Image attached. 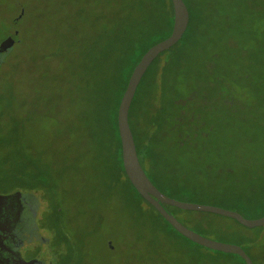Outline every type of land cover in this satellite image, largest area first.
<instances>
[{"label": "trees", "instance_id": "1", "mask_svg": "<svg viewBox=\"0 0 264 264\" xmlns=\"http://www.w3.org/2000/svg\"><path fill=\"white\" fill-rule=\"evenodd\" d=\"M91 1L74 12L68 32L58 35L50 47L54 67L50 70V66H45L37 74L40 80L49 79L47 92L32 90L28 116L57 117L59 112L60 126L49 122L51 129L44 131L41 138L32 139L25 153L13 146V140L2 139L10 150L8 159L18 152L26 172L19 177L0 175L1 181L11 185L0 192H28L37 205H43L39 226L49 234L50 245L60 256L63 253L58 249L66 236L61 223L62 199L69 192L87 199L91 205L98 202V197L115 196L137 216L146 213L142 207L144 199L123 168L116 115L132 69L150 46L170 34L173 21L171 0ZM183 1L188 10L184 33L150 63L129 107L128 122L139 163L152 184L170 198L219 206L246 218L257 211L261 217L264 145L240 144L234 156L228 155L225 148H217V153L225 156L224 167L205 158L214 132L226 123L236 124L242 135L254 134L253 122L247 126L250 120L236 117L240 108L235 110L231 104L241 100L234 89L238 79L245 83L251 75L237 76L239 66L236 72L222 68L218 56L204 54L210 43L200 45L203 25L211 17L208 13L227 10L228 0L224 4L223 0ZM246 1H253L252 7L264 4L262 0ZM238 17L236 20L241 21L242 17ZM243 25V31L249 30L246 17ZM16 35L17 30L13 40L18 39ZM186 36L191 38V48L179 44ZM181 86L185 90H180ZM89 172L97 184H92ZM161 206L202 236L214 229L236 233L232 221L241 225L214 213L183 210L166 203ZM151 207L162 220L157 234L186 245L188 258L181 264H245L236 254L211 249L203 253L198 249L200 245L178 233ZM263 227H245L246 231L232 242L241 246L253 264L264 261ZM66 247L69 255L72 249L68 243Z\"/></svg>", "mask_w": 264, "mask_h": 264}, {"label": "rangeland", "instance_id": "2", "mask_svg": "<svg viewBox=\"0 0 264 264\" xmlns=\"http://www.w3.org/2000/svg\"><path fill=\"white\" fill-rule=\"evenodd\" d=\"M226 1L223 0V4ZM252 2L228 0L227 10L221 13L209 12L211 17L203 25L205 30L200 39L201 46L210 43L204 54L218 56L222 60V68L236 72L239 66L237 76H242L243 73L251 75L250 80L245 83L238 79L234 89L238 90L237 96L241 100H235L231 104L235 110L240 108L241 113L238 112L236 117L241 119L244 116L249 119L247 126L250 127L253 122L251 131L254 134L242 135L241 130L233 123H226L223 128L216 130L205 158L221 167L226 166L225 156L219 155L217 148H225L228 155L234 156L238 154L240 144L244 146L252 142L264 145V4L262 7H252ZM86 3L90 4L92 1L0 0V43L7 40L14 27V19L22 12L16 24L18 39L13 40L0 63V175L9 173L19 177L26 172L18 152L8 159L9 148L3 140H13V146L22 148L25 153L26 146L32 139L41 138L44 131L51 129L49 122L54 127L60 126L59 112L57 117L55 114L50 117L37 114L28 116L32 90L47 92L49 79L40 80L37 74L45 66L53 69L54 59L49 54L50 47L58 35L68 32L74 12ZM238 16L242 17L241 21L236 20ZM244 17L247 18L249 30L243 31L241 25L244 27ZM190 41L191 38L186 36L179 44L185 43L187 48H191L188 46ZM197 50L200 52L198 48ZM198 52L191 53L195 55ZM180 90H185V86H181ZM243 101L244 106H241L239 103ZM88 175L92 184L98 183L90 172ZM14 179L12 184L15 183ZM9 187V182L0 180V190H8L6 188ZM100 191L102 192L101 189ZM75 195L76 193L69 192L62 199L61 223L63 234L68 238L66 241L64 237L58 249L63 255H58L59 251L52 245L42 248L43 257L52 261V264H181L182 260L188 258L184 252L185 244L178 245L157 234L162 220L146 201H142L146 213L137 216L121 202L120 204L115 196L98 197V202L91 205L87 199L82 200ZM258 217V212L254 211L248 218ZM232 222V229H236V233L214 229L203 236L232 243L237 235L246 231L245 227ZM42 234L45 237L49 235L45 231ZM261 237V242H264V227ZM108 242L112 247H109ZM185 242L192 248H197L192 242ZM66 243L72 249L69 255ZM198 249L209 253L206 247L200 246ZM20 250L25 258H30L34 255V243L24 245ZM255 252L258 254L257 249ZM251 255L254 256L253 252ZM259 263L264 264V261Z\"/></svg>", "mask_w": 264, "mask_h": 264}, {"label": "water", "instance_id": "3", "mask_svg": "<svg viewBox=\"0 0 264 264\" xmlns=\"http://www.w3.org/2000/svg\"><path fill=\"white\" fill-rule=\"evenodd\" d=\"M172 10H173V21L170 34L158 41L157 43L150 46L144 54L140 57L139 61L136 63L132 69L130 76L128 78L124 92L120 98L119 105L117 108V129L120 138L121 145V156L122 164L125 174L138 192V194L151 206H153L158 213L182 236L188 240L206 247L214 251H220L224 253L236 254L240 256L245 264H253L247 253L241 248V246L228 242L216 241L207 237H204L197 232L189 229L183 225L175 216L168 213L162 206L161 203H166L174 207L183 210H193L201 212H209L217 215L229 217L235 219L241 225L254 228L264 225V215L258 218H246L239 212L225 209L219 206L201 204L195 202H184L170 198L163 193H161L149 180L144 170L142 169L139 159L136 153L135 143L133 140L132 132L128 122V111L134 96L136 87L143 76L144 72L153 61V59L162 51L167 50L173 44H175L184 33L188 24V10L183 0H171ZM22 12L14 19V23L21 17ZM16 26L10 30V35L7 40L0 43V63L2 56L11 47L13 39L12 35L16 33ZM1 202V201H0ZM1 206V203H0ZM1 237V236H0ZM110 245V242H108ZM2 248L0 239V249ZM32 261H24L19 259L18 264H32ZM0 264H4L0 258Z\"/></svg>", "mask_w": 264, "mask_h": 264}, {"label": "flooded vegetation", "instance_id": "4", "mask_svg": "<svg viewBox=\"0 0 264 264\" xmlns=\"http://www.w3.org/2000/svg\"><path fill=\"white\" fill-rule=\"evenodd\" d=\"M16 24L14 23V27ZM13 37L14 34L12 39ZM16 191L0 192V258L4 264H18L19 259L32 261V264H49L48 258L43 257L42 250L44 246L50 245L49 235L45 237L42 234L44 230L39 226L43 208L41 204L35 203L28 192ZM33 243L34 255L25 258L20 249Z\"/></svg>", "mask_w": 264, "mask_h": 264}]
</instances>
